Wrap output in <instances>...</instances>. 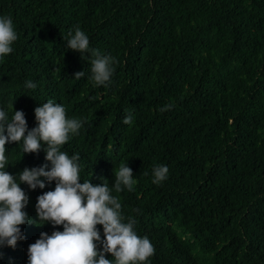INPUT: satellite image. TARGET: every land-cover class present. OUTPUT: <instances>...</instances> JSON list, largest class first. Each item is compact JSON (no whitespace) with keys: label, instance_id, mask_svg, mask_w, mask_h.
<instances>
[{"label":"trees","instance_id":"16d2710c","mask_svg":"<svg viewBox=\"0 0 264 264\" xmlns=\"http://www.w3.org/2000/svg\"><path fill=\"white\" fill-rule=\"evenodd\" d=\"M0 264H264V0H0Z\"/></svg>","mask_w":264,"mask_h":264}]
</instances>
